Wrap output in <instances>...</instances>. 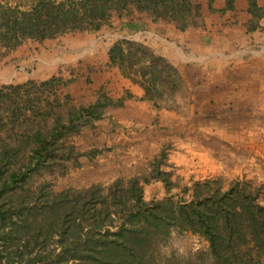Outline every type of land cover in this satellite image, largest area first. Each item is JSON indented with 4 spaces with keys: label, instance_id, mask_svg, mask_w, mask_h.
<instances>
[{
    "label": "trees",
    "instance_id": "obj_1",
    "mask_svg": "<svg viewBox=\"0 0 264 264\" xmlns=\"http://www.w3.org/2000/svg\"><path fill=\"white\" fill-rule=\"evenodd\" d=\"M135 14L184 31L200 24L201 5L198 0H36L26 9L0 4V62L27 41L94 33L114 18ZM108 61L142 88L143 99L172 108L166 101L184 83L175 64L129 38L110 45ZM64 87L55 75L0 86V264H163L155 248L175 230L205 240L214 264H264L263 186L246 178L225 186L219 176L180 185L181 177L173 180L163 169L164 150L147 175L58 193L25 188L32 174L52 173L76 159L80 153L67 144L68 137L112 103L103 96L69 109L65 119ZM151 180L161 182L168 196L146 200L143 185Z\"/></svg>",
    "mask_w": 264,
    "mask_h": 264
},
{
    "label": "crops",
    "instance_id": "obj_2",
    "mask_svg": "<svg viewBox=\"0 0 264 264\" xmlns=\"http://www.w3.org/2000/svg\"><path fill=\"white\" fill-rule=\"evenodd\" d=\"M198 2L200 24L184 31L135 14L128 20L114 18L113 28L104 26L94 33L70 32L28 41L33 48L24 43L4 57L0 72L9 80L3 83L47 79L61 63L86 65L90 71L75 69L67 90L87 106L103 96L112 101L99 119L112 118L138 134L140 143L118 142L130 151L134 148L133 161L142 163L152 155L138 145L163 147L172 141L175 165L187 169V162L201 163L197 157H203L201 169L211 176L214 163L222 161L210 150L216 147L215 141L235 149L264 146V0H230V6L227 0ZM124 34L135 35L177 66L189 89L187 105L154 107L142 98L140 86L108 65L110 45ZM94 49L99 54H85ZM119 146L109 156L119 157Z\"/></svg>",
    "mask_w": 264,
    "mask_h": 264
},
{
    "label": "rangeland",
    "instance_id": "obj_3",
    "mask_svg": "<svg viewBox=\"0 0 264 264\" xmlns=\"http://www.w3.org/2000/svg\"><path fill=\"white\" fill-rule=\"evenodd\" d=\"M35 1L36 0H0V4L18 6L21 9H26ZM139 16L140 15H137L138 18ZM134 17L135 15L133 17L122 18L128 20L130 18L133 19ZM108 28H113V25H108ZM120 38L141 41V39H138L135 35L133 36L130 34L128 36L126 34L121 35ZM24 45H29L31 46L30 48H33L32 42L27 41ZM92 52L94 55L99 54L95 53V49L88 50L85 54ZM4 60L5 58L3 57L0 65ZM85 66L86 65L73 66L71 64L61 63L55 74V76H60L65 82V87L63 89V93H65V106L61 110L65 113V119L69 109L79 106H87L81 98L76 99L71 97L67 90L68 83L74 79L73 75L75 74V69L78 68V70H80L82 68L88 72L90 71V69H86ZM8 80L9 79L6 77L3 78V73L0 72V86L5 84L3 82ZM184 83L180 85L178 90H176L172 101L165 100L167 105L172 108L181 103H184L181 105L183 107L187 105V91H189V89H186ZM66 95H68V99H66ZM175 97L177 103H175ZM182 110L185 112L187 108H182ZM101 119L92 120L91 123L83 126L79 132L68 137L67 144L72 145L74 150L80 153L76 159L66 161L63 167L55 166L52 173L43 170L32 174L30 178H28L25 188L35 191L40 187H43L44 192L58 193L69 187L80 189L91 184L105 185L111 182L109 180L112 178L115 179L117 177H122L126 179L132 176L147 175L151 168V161L163 150L166 154L167 164L166 166H163V169L173 173V180H176V176L181 177L182 179L179 181L180 185H189L190 179L197 180L210 177L207 176L208 173H206L205 169H201V164L205 165L203 157H197V160H200L201 163L187 162V169H184L183 167L179 168L181 165H175L173 159L175 157L172 152L174 145H170L172 141H169V145H163V147L159 145L153 146V144L150 145L147 143H145L143 147L138 145V149L142 151H150V154L152 155L142 163L133 161L134 148L130 151L129 149H126L127 145H122L120 143L123 141L124 143H130L131 145H133L134 142L140 143L141 141L137 138L138 134L132 130L129 131V129L126 130L124 127H121V124L116 120L114 121L112 118ZM215 143L216 147H213L210 150L214 151L216 157L222 161L219 160V163H214L215 172L210 173L212 174L211 176L221 177L225 186H227L232 179L246 178L256 185L261 184L264 188V146L235 149L224 146L219 140L215 141ZM117 145H120L119 147H121V154L119 153V157L115 155L113 158L112 156H109V153L112 151V148ZM251 150L252 153L255 152L254 155L251 154ZM153 151H155V154L152 153ZM143 190L144 198L148 201L152 199H162L168 196L162 183L155 180H151L148 184H144ZM177 192V189H173L171 195H175ZM154 254L156 255L155 258L157 262L163 264H214L207 242L190 232L180 233L176 230L173 231L166 239L157 243Z\"/></svg>",
    "mask_w": 264,
    "mask_h": 264
}]
</instances>
